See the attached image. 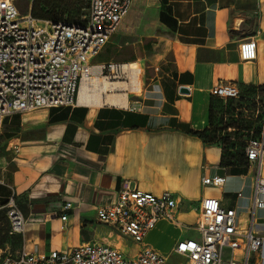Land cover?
<instances>
[{"label":"crops","instance_id":"0c3cea01","mask_svg":"<svg viewBox=\"0 0 264 264\" xmlns=\"http://www.w3.org/2000/svg\"><path fill=\"white\" fill-rule=\"evenodd\" d=\"M113 35L114 47L125 51L121 62L142 70L138 99L127 95L125 107L77 104L3 119L0 255L22 247L21 237L8 233L4 206L10 196L25 218L27 249L48 254L96 242L124 253L116 232L95 217L124 180L142 192H168L177 203L174 222L159 221L144 241L161 255L197 236L204 198L233 209L237 229L249 227L257 164L223 166L221 148L195 134L209 127V91L219 82L233 83L242 98L263 93L264 0H132ZM249 39L256 43V58L242 61L238 46ZM110 50L103 59L100 51L92 63L111 62L116 53ZM260 166L264 178V155ZM213 176L225 178L222 187L201 184ZM65 203L71 207L64 212ZM252 230L264 237L260 211ZM250 262L264 264V250Z\"/></svg>","mask_w":264,"mask_h":264},{"label":"built area","instance_id":"2783aa9c","mask_svg":"<svg viewBox=\"0 0 264 264\" xmlns=\"http://www.w3.org/2000/svg\"><path fill=\"white\" fill-rule=\"evenodd\" d=\"M132 0H88L87 13L79 24L38 20L29 13L21 15L16 0H0V126L5 117L37 109L75 107L83 79L105 78L128 82L122 67L132 63H92L105 43L116 32ZM242 61L256 58V43L246 40L238 46ZM140 69V68H139ZM141 71V69H140ZM141 75V72H140ZM140 87L139 93H141ZM212 98L225 102L239 96L230 82H219L210 89ZM131 96L138 99L137 94ZM259 96L253 98L258 102ZM234 130L227 129V132ZM245 142L248 163H256L252 186L249 227L239 230L235 211L223 209L219 199L204 198L198 206L197 236L176 242L167 255H161L144 244L145 238L161 220L174 222L178 206L168 192L154 195L130 187L124 180L112 203L96 209V220L112 228L121 237L138 245L139 250L127 256L120 250L96 242L41 254L26 248L25 218L10 196L4 206L9 235L21 237V249L0 255V264H251L252 254L264 250V237L252 230L255 212L264 215V178L260 176L264 155L263 124ZM224 177H203V186L222 187ZM241 197V193H237ZM65 203L62 211H67ZM66 216L61 217L65 221Z\"/></svg>","mask_w":264,"mask_h":264},{"label":"rangeland","instance_id":"374dc122","mask_svg":"<svg viewBox=\"0 0 264 264\" xmlns=\"http://www.w3.org/2000/svg\"><path fill=\"white\" fill-rule=\"evenodd\" d=\"M43 1L47 5V11H49L48 12L49 18H53L51 12L54 11V13L61 14L63 20L81 21L82 18L87 13L88 0H82V2L78 4L80 6L79 11L77 10V3L79 2L78 0H43ZM31 3L32 0H16V6L18 12L21 15H25L29 13ZM117 31L118 28L116 32ZM116 32L114 35H116ZM111 40L112 37L109 40L108 48L103 49L98 57L103 59V57L108 56L111 51L110 48H112V50L114 51L113 53L114 54L116 53V55L115 57L113 55V59L111 62L123 64L121 60H122V56L125 54V51L121 52L118 48H115L114 47L115 45L112 44ZM116 81H123V80H116ZM140 82L142 87V70L140 75ZM131 92L132 91L130 90L129 97L131 96ZM137 95L139 96L140 93L138 92ZM263 107H264V92L261 94L258 102L256 103L253 101L245 103L239 99H234L233 101H228L226 103H223L222 101L219 100L215 101V106H214L215 111L213 112L214 113L213 126L215 131H220L222 127V124H220L221 120H224V125L227 126L231 125L230 126L232 127L231 129H234L233 131L230 130L229 132L227 131L225 132L227 133L228 138L230 140L229 146L231 145V148H229L228 146L229 153L234 154L239 152L240 144H243L250 136V133L248 132L250 129H254L255 131H257V133L260 131L261 126L263 124ZM190 233L193 234V232ZM112 235L114 236L116 243L121 247V249L124 251V253L127 256H131L132 254H134V251L136 250L138 245L133 244L130 240L126 238H122L121 236H118L117 233L115 234L113 232ZM177 260L178 259L176 258H172L169 260L168 264H176Z\"/></svg>","mask_w":264,"mask_h":264},{"label":"trees","instance_id":"16d2710c","mask_svg":"<svg viewBox=\"0 0 264 264\" xmlns=\"http://www.w3.org/2000/svg\"><path fill=\"white\" fill-rule=\"evenodd\" d=\"M79 2L77 3V10L79 11L80 6L78 5L79 3L82 2V0H78ZM47 11V5L45 4V2L43 0H32L31 3V7H30V11L29 14L32 18L34 19H38V20H49L51 22H65L67 24H79L80 21H71V20H63L61 14L58 13H54V11L51 12L53 18H49ZM260 91L264 92V90L259 89ZM239 99L243 102H250L253 101V98L248 99V98H242L239 97L236 98ZM222 101L220 99H215L212 98V100L209 103V107H208V123H209V127L208 129L202 131V132H198L195 135L197 137H199L204 143H214L217 144L220 148H221V153H222V160H221V164L223 166H229V165H233V164H245L247 163L246 161V157H245V152H244V148H245V142L248 140H246L243 144H240V149L239 152L237 153H229V149L228 146L230 144V140L228 138L227 133H225L227 131L228 128H232L230 127L231 125L227 126L224 125V120L220 121V124H222V127L220 129V131H215L214 126H213V112L215 111L214 106H215V101ZM234 99H228L223 103H226L228 101H233ZM223 128V129H222ZM250 129V128H249ZM248 129V130H249ZM257 131H255V135ZM229 148H231V145L229 146Z\"/></svg>","mask_w":264,"mask_h":264},{"label":"bare ground","instance_id":"6f19581e","mask_svg":"<svg viewBox=\"0 0 264 264\" xmlns=\"http://www.w3.org/2000/svg\"><path fill=\"white\" fill-rule=\"evenodd\" d=\"M122 71L127 73L128 82L109 81L105 78L83 79L78 91L77 103L86 106L125 107L129 91L131 90L133 94L139 92L137 78L140 69L131 64L124 65Z\"/></svg>","mask_w":264,"mask_h":264},{"label":"water","instance_id":"95a60500","mask_svg":"<svg viewBox=\"0 0 264 264\" xmlns=\"http://www.w3.org/2000/svg\"><path fill=\"white\" fill-rule=\"evenodd\" d=\"M180 92H186V89H180Z\"/></svg>","mask_w":264,"mask_h":264}]
</instances>
